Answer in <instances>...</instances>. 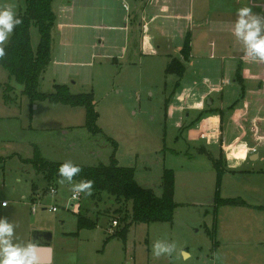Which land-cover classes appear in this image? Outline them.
Listing matches in <instances>:
<instances>
[{
	"label": "rangeland",
	"instance_id": "obj_1",
	"mask_svg": "<svg viewBox=\"0 0 264 264\" xmlns=\"http://www.w3.org/2000/svg\"><path fill=\"white\" fill-rule=\"evenodd\" d=\"M26 1L0 0V8L11 6L19 15L25 12ZM89 1L75 0L81 8H77L72 21V9L68 8L71 0H55L58 21L53 32V60L43 76L40 91L51 94L56 85L67 84L73 94L93 92L101 133L87 130L84 108L56 106L48 101L32 105L23 95V86L0 66V205L6 201L10 206L7 210L0 206V218H7L15 226L14 242L33 241L35 232L41 230L54 235L56 246L65 232L77 230V214L67 209L72 204L70 185L57 180V194H51L44 173L25 160L33 158L38 147L51 161L98 166L109 163L116 143L118 164L134 168L138 184L157 197L162 195L165 170L174 173V221L133 225L125 242L119 241L121 247L108 255L92 251L91 245H82L81 259L88 251L96 264H234L225 262L219 251L215 254V243L221 240L215 201L218 196L264 201V158L255 163L237 162L243 164L239 171H224L218 177L213 162L218 157L216 144L208 143L212 138L197 143L189 140L183 129L185 113L172 108L182 105L185 97L177 91L178 78L166 73L167 56L139 54L140 32L139 26H135V15L131 16L134 26L130 31L120 29L126 24L122 0H98L93 9ZM61 5L67 11L59 15ZM103 5H108L109 10L104 11ZM64 21L78 22L82 27L60 32ZM97 35L103 43L93 49ZM31 37L36 50L40 34L34 26ZM8 87L13 88L11 93ZM6 96L9 102L5 101ZM167 112L171 117H167ZM202 147L208 152L202 151ZM33 186L46 195L33 200ZM33 204L40 205L36 215L31 212ZM43 206L56 207L58 211L43 210ZM130 209V204H118L106 193L96 198L84 196L81 212L98 225L81 230L82 239H96L93 248L99 247L100 240H106L108 231L113 229L112 221L120 222ZM156 241L175 243L177 252L155 257L152 245ZM75 243L78 242L67 246L69 250L75 252ZM67 256L70 261L74 257L69 253Z\"/></svg>",
	"mask_w": 264,
	"mask_h": 264
},
{
	"label": "crops",
	"instance_id": "obj_2",
	"mask_svg": "<svg viewBox=\"0 0 264 264\" xmlns=\"http://www.w3.org/2000/svg\"><path fill=\"white\" fill-rule=\"evenodd\" d=\"M104 1L108 3L109 0ZM122 2L126 24L120 29L130 31L134 26L131 16L135 15V26H139L140 32L138 51L142 57L165 55L169 60L167 66L173 59L182 61L185 40L190 38V59L183 60L186 72L177 90L179 94L183 93L184 102L172 106L175 112L185 113L183 129H186L187 138L195 143L212 138L208 143L216 144L218 154L213 159L222 160L228 172L241 169L243 164L237 162L245 164L261 161L264 158V63L244 59L243 44L234 37L233 28L237 9L250 6L254 13L264 15V0ZM90 4L93 9L98 0H91ZM70 7V20L73 21L81 4L71 0ZM103 10H109L108 5H103ZM64 11H67L65 5L59 6V15ZM72 21L62 22L60 32L82 27ZM102 26L107 28L104 24ZM94 37L93 49L103 43L99 35ZM167 117H171L169 112ZM64 133L67 134V131ZM202 149L208 152L204 147ZM33 192V200L46 195L41 194L42 191L35 186ZM239 198L245 201V205H214L218 210V231L221 235V240L215 243V254L219 251L228 263L264 264V201L248 202ZM2 208L7 210L10 206ZM45 236V242L37 241L38 238L45 239ZM54 239V235L49 238V234L41 230L35 232L33 241L41 245L38 249L40 264H80V260L82 264H96L93 254L90 257L87 255L88 251L82 254L81 259L80 246L91 248V245L92 251L108 255L109 252L114 253L116 247H121L118 243L123 241L119 238L107 242L100 240L99 247L93 248L96 239L83 240L78 228L73 232H65L56 246L53 245ZM76 241L75 252L69 250L67 246ZM67 253L77 256V259L73 257L70 261Z\"/></svg>",
	"mask_w": 264,
	"mask_h": 264
},
{
	"label": "trees",
	"instance_id": "obj_3",
	"mask_svg": "<svg viewBox=\"0 0 264 264\" xmlns=\"http://www.w3.org/2000/svg\"><path fill=\"white\" fill-rule=\"evenodd\" d=\"M55 0H27L26 10L19 16L23 23L18 26L6 46V57L0 60L3 67L14 78L17 83L23 86V95L29 98L31 104L48 101L53 105H65L73 108H84L86 113L85 127L92 134L101 133L98 125L99 112L97 100L93 92L73 94L67 85H56L55 91L46 94L40 91L41 81L53 60V32L57 28L58 16L54 9ZM36 27L40 34V42L36 50L32 46L31 28ZM190 38L187 37L182 49L184 61L190 59ZM173 59L167 66V75H174L178 78L176 88L180 86L186 66L184 61ZM12 87L7 91L11 93ZM10 98L5 97L9 102ZM113 153L108 164L98 166L79 165L82 172L75 177V181L88 179L94 181L92 194L93 198L102 193L115 198L118 204H130V211H126L123 218L118 221V227L113 233H107L106 242L119 238L126 240L130 228L135 224L173 223L177 204L175 203V176L171 170H165L162 181V195L157 197L152 190L141 187L136 180L134 168L122 167L116 159L117 144L113 143ZM214 166L218 177L223 176L225 167L222 160H214ZM25 163L32 164L37 170L44 173L49 185L56 186L60 180L58 168L61 163L51 161L44 157L38 147H35L34 157L25 160ZM78 165V164H77ZM88 196L86 194H82ZM217 206H243L245 201L237 199H223L219 196L215 201ZM121 211H118L120 214ZM78 231L94 229L97 221L89 219L81 211L77 214ZM123 223L124 225H122Z\"/></svg>",
	"mask_w": 264,
	"mask_h": 264
},
{
	"label": "clouds",
	"instance_id": "obj_4",
	"mask_svg": "<svg viewBox=\"0 0 264 264\" xmlns=\"http://www.w3.org/2000/svg\"><path fill=\"white\" fill-rule=\"evenodd\" d=\"M22 23L23 20L11 6L0 8V60L6 57V46ZM233 35L243 44L245 60L264 63V15L254 13L250 6L237 9ZM81 172V166L70 160L64 161L58 168L59 182L70 185L73 200L78 199L80 194L91 195L93 191L94 181L74 180ZM0 206L7 207V202ZM14 236L15 226L7 218H0V264H40L38 249L41 245L35 241L16 243ZM152 252L155 257L170 256L177 252V248L175 243L156 241L152 245Z\"/></svg>",
	"mask_w": 264,
	"mask_h": 264
},
{
	"label": "built area",
	"instance_id": "obj_5",
	"mask_svg": "<svg viewBox=\"0 0 264 264\" xmlns=\"http://www.w3.org/2000/svg\"><path fill=\"white\" fill-rule=\"evenodd\" d=\"M48 192H50L51 194L53 195H56L57 194V188L54 186V185H51L50 188L48 189ZM83 199V195L80 194L79 198L78 199H75L73 200L72 199V196H71V205L69 206V208H67L68 210L72 209V211H74L75 214H79L80 211H81V200ZM76 202V203H75ZM3 205V203H2ZM40 207L39 206H35V204H33V207L31 208V212L32 214H36L38 212V208ZM43 210H47L49 209L50 211H52V209H55V211H52V212H57V208L56 207H51V208H46L45 206H43L42 208ZM118 221L117 220H113L112 221V227L113 229H110V231H108V233H113L114 230L118 227Z\"/></svg>",
	"mask_w": 264,
	"mask_h": 264
},
{
	"label": "water",
	"instance_id": "obj_6",
	"mask_svg": "<svg viewBox=\"0 0 264 264\" xmlns=\"http://www.w3.org/2000/svg\"><path fill=\"white\" fill-rule=\"evenodd\" d=\"M51 237V235L49 234V238ZM48 243V245H49V243H50V240L47 242ZM40 252V250H38V253ZM47 253V255H49V251H47L46 252ZM46 261H48V259H46Z\"/></svg>",
	"mask_w": 264,
	"mask_h": 264
},
{
	"label": "flooded vegetation",
	"instance_id": "obj_7",
	"mask_svg": "<svg viewBox=\"0 0 264 264\" xmlns=\"http://www.w3.org/2000/svg\"><path fill=\"white\" fill-rule=\"evenodd\" d=\"M44 238H45V239H39V238H38L37 241H38V242H45V240H46V236H45ZM43 240H44V241H43ZM37 241H36V242H37Z\"/></svg>",
	"mask_w": 264,
	"mask_h": 264
}]
</instances>
